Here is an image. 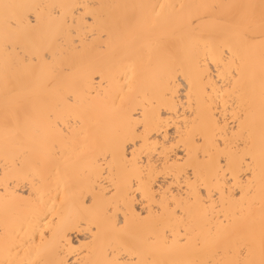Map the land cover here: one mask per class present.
<instances>
[{
  "label": "snow or ice",
  "instance_id": "1",
  "mask_svg": "<svg viewBox=\"0 0 264 264\" xmlns=\"http://www.w3.org/2000/svg\"><path fill=\"white\" fill-rule=\"evenodd\" d=\"M41 8L47 10L49 20L55 18L54 30H44ZM129 8L142 10V15H120V9ZM165 8L176 10L167 23L203 42V59L197 60L194 76L185 73L187 84L168 81L159 105L152 101L151 110L126 113L118 135L101 147L103 161L100 155L91 161L96 180L79 201L71 225L74 231L91 234L86 245L80 246L89 258L75 262L12 258L20 246L10 245L6 237L0 264H264V0L178 6L40 5L0 0V48L4 53L0 125L5 144L10 140L19 145L39 143L45 155L58 160L62 148L49 139L52 132L63 138L61 144L80 138L86 142L89 133L81 127L80 116L75 117V127L71 123V112L82 101L62 87L82 59L78 32L83 29L87 41L95 39L99 30L100 38L111 43L122 31L146 23L149 15L159 21ZM77 9L86 10L79 23ZM103 9L112 10L111 14L106 16ZM218 38H226L219 47L212 43ZM66 44L73 54L61 59ZM100 83H104L102 78ZM181 86L188 90L182 120L176 102ZM170 128L175 129V137L168 135ZM84 154L82 146L76 156L79 159ZM16 167H21L19 162ZM160 177L173 184L158 192ZM18 179L31 183L34 192L40 191L36 178L21 172ZM12 183L6 175V195ZM177 187L180 192L170 196L169 191L176 193ZM257 191L258 212L254 210ZM229 203L239 214L230 226L218 231L210 250L201 247L198 239L192 242L188 227L181 229V239L174 238L177 224L190 226L209 209L215 211ZM149 221L150 232L139 242L132 229ZM54 223L43 225L42 241ZM58 227L63 231L61 239L66 240L65 226Z\"/></svg>",
  "mask_w": 264,
  "mask_h": 264
},
{
  "label": "bare ground",
  "instance_id": "2",
  "mask_svg": "<svg viewBox=\"0 0 264 264\" xmlns=\"http://www.w3.org/2000/svg\"><path fill=\"white\" fill-rule=\"evenodd\" d=\"M15 2L40 5L175 4L178 6L181 3H247L249 0H15ZM251 2L258 3L259 0H251ZM40 11L45 17L44 30L46 32L54 30L55 18L49 20L47 10L41 8ZM68 11L69 23H71L72 11L71 9ZM83 11L86 10L75 11L77 23ZM100 11L107 16L112 10ZM156 11L160 9L157 7ZM119 13L140 17L142 10L120 9ZM175 14L176 10L165 8L159 21L149 15L146 23L141 22L122 31L113 37L111 43L107 39L100 38L99 30L95 39L87 41H84L87 33L83 29L78 32L80 39L76 43L82 46V51L78 54L82 59L76 64L72 73L62 81V87L65 91L79 95L82 103L78 109L71 112V123L75 127L77 124L75 117L79 115L81 127L88 131L89 139L86 142L83 138L76 142L63 140L61 144L63 138L52 132L49 139L56 140L58 146L62 148V155L58 160L45 155L39 143L19 145L10 140L6 145L3 128L0 125V259L5 258L6 237L10 245L20 246L18 252L12 253V258L34 261L69 259L73 262L89 258L80 246L86 245V240L91 239V234L83 230L74 231L71 225L76 221L79 201L87 196L93 181L96 180L91 161L95 156L100 155L102 146L118 135L126 113H134L137 109L143 113L145 108L151 110L152 101H156L159 105L164 93L168 91V81L171 79L176 83L183 81L187 84L185 73L194 76L197 60L203 59V42L185 36L167 23ZM88 31L90 32L91 28ZM223 39L226 38L214 39L212 43L219 47ZM67 49L66 44L62 49L64 55L61 59H64L65 55L73 54ZM3 63L4 53L0 48V70L3 68ZM177 71L180 73L179 76L176 75ZM101 78L104 81L103 85L100 83ZM187 91V88L181 86L176 97V102L180 105L181 120L185 113ZM2 105L3 97L0 96V108ZM173 115L175 116V113ZM229 118L231 119L230 113ZM167 131L170 137L176 136L174 128ZM163 139L161 136V144ZM82 146L85 148V154L78 159L76 153ZM153 155L157 160L159 159L157 153L154 152ZM179 155L178 152L177 156ZM37 160L40 161L39 166L36 165ZM100 160L103 161L102 155ZM17 162L21 165L19 169L16 167ZM21 172L38 180L39 192L33 191L31 183L26 185L23 179H18V173ZM6 175L7 179L13 182L7 195L4 188ZM170 184H173L171 179L165 181L164 177H160L156 190L161 192ZM179 192L180 189L177 187L176 193L169 191V195H176ZM254 210L259 211L258 191ZM238 214L237 207L232 203L221 206L215 211L209 209L206 215L190 226L177 224L174 238L181 239L184 236L181 229L188 227L192 242L195 243L198 239L201 247L209 249L210 242L216 238L218 231L230 226ZM144 215L148 214L144 213ZM53 220L55 223L50 225L52 231L42 241L40 231L46 230L43 225ZM61 223L67 231L66 240L61 239L63 231L58 227ZM151 224L152 222L149 221L140 228L133 227L132 230L137 234L139 242L147 237ZM169 235L171 236L172 233ZM153 239H156L154 234ZM24 241H28V244L25 245Z\"/></svg>",
  "mask_w": 264,
  "mask_h": 264
}]
</instances>
